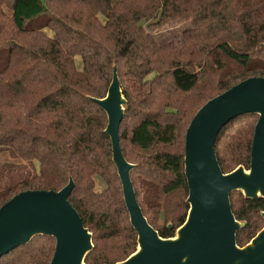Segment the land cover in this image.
Returning <instances> with one entry per match:
<instances>
[{
  "label": "trees",
  "instance_id": "16d2710c",
  "mask_svg": "<svg viewBox=\"0 0 264 264\" xmlns=\"http://www.w3.org/2000/svg\"><path fill=\"white\" fill-rule=\"evenodd\" d=\"M188 21L176 40H159ZM113 66L135 196L159 236L174 237L189 211L191 120L207 101L264 77V0H0V207L74 181L69 202L94 246L85 264L123 262L138 245L103 132L107 116L90 100L105 97ZM257 119L239 116L218 135L223 174L249 169ZM230 208L245 223L235 239L242 248L264 228V200L235 191ZM54 251L52 237L35 236L0 264H50Z\"/></svg>",
  "mask_w": 264,
  "mask_h": 264
},
{
  "label": "water",
  "instance_id": "95a60500",
  "mask_svg": "<svg viewBox=\"0 0 264 264\" xmlns=\"http://www.w3.org/2000/svg\"><path fill=\"white\" fill-rule=\"evenodd\" d=\"M90 100L107 116L103 132L110 139L126 211L137 234L136 251L115 264H264V228L240 248L235 239L245 223L238 222L230 208L235 191L248 200H264V77L242 81L207 101L191 120L183 159L189 211L171 238H161L149 225L134 193L130 172L135 166L125 161L119 144L126 99L116 67L105 97ZM255 114L249 169L241 166L223 174L215 156L218 135L239 116ZM74 187L69 179L61 191L21 192L1 206L0 258L44 236L55 240L50 264H85L94 246L92 234L69 202ZM261 216L264 219V212Z\"/></svg>",
  "mask_w": 264,
  "mask_h": 264
},
{
  "label": "rangeland",
  "instance_id": "374dc122",
  "mask_svg": "<svg viewBox=\"0 0 264 264\" xmlns=\"http://www.w3.org/2000/svg\"><path fill=\"white\" fill-rule=\"evenodd\" d=\"M192 27H193V23L191 21L184 22V23H181V24L176 25V26H172L159 35V40L163 41V42H169L172 40L174 41L179 36H181L183 31H187L188 29H190ZM100 188H101V185H98L97 189H100ZM151 212H152V214L154 213L153 211H151ZM168 225H170V223H166L167 227H168Z\"/></svg>",
  "mask_w": 264,
  "mask_h": 264
}]
</instances>
